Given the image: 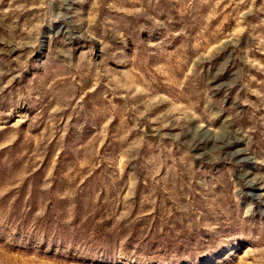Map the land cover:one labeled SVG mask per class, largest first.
<instances>
[{
	"label": "rangeland",
	"instance_id": "374dc122",
	"mask_svg": "<svg viewBox=\"0 0 264 264\" xmlns=\"http://www.w3.org/2000/svg\"><path fill=\"white\" fill-rule=\"evenodd\" d=\"M0 264H264V0H0Z\"/></svg>",
	"mask_w": 264,
	"mask_h": 264
}]
</instances>
